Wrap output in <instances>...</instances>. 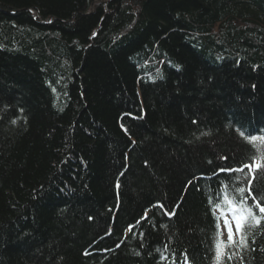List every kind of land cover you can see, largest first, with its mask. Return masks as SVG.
Here are the masks:
<instances>
[{
    "label": "trees",
    "instance_id": "16d2710c",
    "mask_svg": "<svg viewBox=\"0 0 264 264\" xmlns=\"http://www.w3.org/2000/svg\"><path fill=\"white\" fill-rule=\"evenodd\" d=\"M260 137L264 0H0V264H215Z\"/></svg>",
    "mask_w": 264,
    "mask_h": 264
},
{
    "label": "snow or ice",
    "instance_id": "6c2138e0",
    "mask_svg": "<svg viewBox=\"0 0 264 264\" xmlns=\"http://www.w3.org/2000/svg\"><path fill=\"white\" fill-rule=\"evenodd\" d=\"M206 134V133H205ZM244 135V133H241ZM251 140L255 141L258 138L255 136L250 137ZM259 139L264 140V137H260ZM222 159H227V157H221ZM255 157L252 158V163H243L238 168H230V167H221L215 173V175H219L220 173H228L232 172H244L245 169H248L250 174H253V179H255V170L264 167V165L256 164ZM253 179L248 180V187H239L236 191L241 195L242 199L237 203L235 199H228L227 193H224V202L228 205V211L230 212L233 222L235 223V233L239 235V240L237 241L234 238L233 230L231 224L227 218L224 220V226L227 230V242L220 239V224L217 222L216 229V243H215V255L214 260L215 264H224L225 259L229 262V264H233L234 261H239V264H246L243 253L249 249V244L247 240V233L245 231L246 228H252L253 226H260L262 223V218H264V203L262 200L264 198L258 199L256 195H254L252 191ZM226 187V186H225ZM247 193V196L244 194ZM251 198V201L256 209L259 211V216L253 210V207L248 206V200ZM159 207L163 208V205ZM219 207V205H217ZM174 211L165 210V215L173 216ZM146 218V217H145ZM91 219V217H90ZM218 221V218H217ZM119 246V245H117ZM175 264V261L173 262ZM184 264H188L187 254H185Z\"/></svg>",
    "mask_w": 264,
    "mask_h": 264
},
{
    "label": "rangeland",
    "instance_id": "374dc122",
    "mask_svg": "<svg viewBox=\"0 0 264 264\" xmlns=\"http://www.w3.org/2000/svg\"><path fill=\"white\" fill-rule=\"evenodd\" d=\"M222 233L224 237H227L228 233H227L226 228L223 225H222Z\"/></svg>",
    "mask_w": 264,
    "mask_h": 264
}]
</instances>
